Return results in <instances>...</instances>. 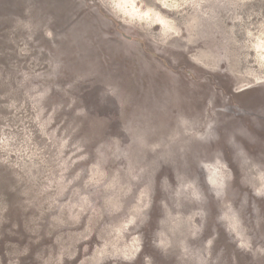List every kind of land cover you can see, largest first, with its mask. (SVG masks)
<instances>
[{"label": "rangeland", "instance_id": "1", "mask_svg": "<svg viewBox=\"0 0 264 264\" xmlns=\"http://www.w3.org/2000/svg\"><path fill=\"white\" fill-rule=\"evenodd\" d=\"M0 264H264V0H0Z\"/></svg>", "mask_w": 264, "mask_h": 264}]
</instances>
